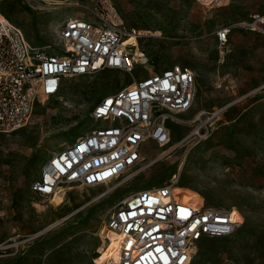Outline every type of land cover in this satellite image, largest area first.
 I'll return each instance as SVG.
<instances>
[{"label": "rangeland", "instance_id": "1", "mask_svg": "<svg viewBox=\"0 0 264 264\" xmlns=\"http://www.w3.org/2000/svg\"><path fill=\"white\" fill-rule=\"evenodd\" d=\"M112 1L124 25L140 32L147 60L132 74L104 69L67 77L57 94L34 104L25 125L0 133V264H98L99 246L106 245L101 230L114 207L170 179L205 206L243 216L233 235L201 241L189 264H264V37L236 27L222 58L215 41L219 27L263 11L264 0H230L216 9L196 0ZM81 11L37 0L0 2L29 44L50 53L59 50L60 25ZM176 64L194 72L195 96L177 115L181 122L170 124L167 145L146 143L142 163L111 183L64 185L63 202L32 191L45 161L95 126L91 113L103 96Z\"/></svg>", "mask_w": 264, "mask_h": 264}, {"label": "built area", "instance_id": "2", "mask_svg": "<svg viewBox=\"0 0 264 264\" xmlns=\"http://www.w3.org/2000/svg\"><path fill=\"white\" fill-rule=\"evenodd\" d=\"M37 1L82 11L60 25L59 50L52 53L32 47L23 31L0 12V133L25 125L34 104L57 94L67 77L104 69L132 74L147 60L139 47L140 32L124 25L112 0ZM196 1L216 9L230 0ZM236 27L264 37V10L215 31L220 58L229 50ZM131 37L134 41H128ZM195 86L194 72L176 64L103 96L91 113L95 126L45 161L32 191L49 201L64 185L95 187L119 179L142 163L146 143H169L170 124L181 122L177 115L191 107ZM178 187L177 179H170L137 190L114 207L101 232L106 245L111 242L108 233L114 235L117 255L104 264H189L201 241L237 231L243 218L239 210L183 201Z\"/></svg>", "mask_w": 264, "mask_h": 264}, {"label": "bare ground", "instance_id": "3", "mask_svg": "<svg viewBox=\"0 0 264 264\" xmlns=\"http://www.w3.org/2000/svg\"><path fill=\"white\" fill-rule=\"evenodd\" d=\"M128 41H134L133 37H131L130 39H128ZM193 104V103H192ZM192 106V105H191ZM191 108V107H190ZM189 108V109H190ZM200 115V114H199ZM200 117L201 116H197L195 118L194 121L196 120H200ZM195 133H198V132H195ZM170 142V141H169ZM180 145V142L178 143ZM175 146V145H173ZM170 147L167 151H164V153L168 152L170 149L173 148ZM178 189L182 192V200H186V201H190L192 204H201L202 202L200 201L201 200V197L198 193L194 192L193 190L189 189V188H184L179 186ZM57 196L58 197V200L59 202H63V196H62V193H56L53 197ZM52 197V198H53ZM51 198V199H52ZM58 202V203H59ZM243 222V218L241 217V224ZM102 233V232H101ZM108 238L111 240L110 244L108 245H105L104 247H100L99 246V249H98V252H97V255H96V262L98 264H102L107 258H106V250H107V246H110L111 244H113V246L115 247L116 246V241H114V235L112 233H108ZM113 247V248H114ZM111 254H113V256H116L117 253L115 251H113ZM111 254H109L111 256Z\"/></svg>", "mask_w": 264, "mask_h": 264}]
</instances>
